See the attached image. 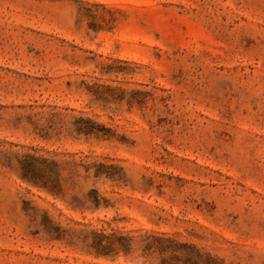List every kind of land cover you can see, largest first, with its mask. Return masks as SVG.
<instances>
[{
  "label": "rangeland",
  "instance_id": "374dc122",
  "mask_svg": "<svg viewBox=\"0 0 264 264\" xmlns=\"http://www.w3.org/2000/svg\"><path fill=\"white\" fill-rule=\"evenodd\" d=\"M0 264H264V0H0Z\"/></svg>",
  "mask_w": 264,
  "mask_h": 264
},
{
  "label": "trees",
  "instance_id": "16d2710c",
  "mask_svg": "<svg viewBox=\"0 0 264 264\" xmlns=\"http://www.w3.org/2000/svg\"><path fill=\"white\" fill-rule=\"evenodd\" d=\"M25 175V179L27 180V181H30L31 180V176H33V175H27V174H24ZM124 244V243H123Z\"/></svg>",
  "mask_w": 264,
  "mask_h": 264
}]
</instances>
